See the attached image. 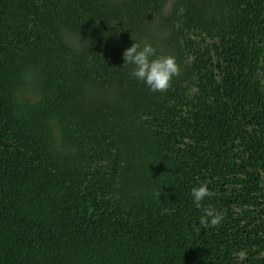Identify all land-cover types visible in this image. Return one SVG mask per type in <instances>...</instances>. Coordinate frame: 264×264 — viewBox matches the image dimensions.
<instances>
[{
	"label": "trees",
	"instance_id": "trees-1",
	"mask_svg": "<svg viewBox=\"0 0 264 264\" xmlns=\"http://www.w3.org/2000/svg\"><path fill=\"white\" fill-rule=\"evenodd\" d=\"M166 1L0 0V264H264V0Z\"/></svg>",
	"mask_w": 264,
	"mask_h": 264
},
{
	"label": "clouds",
	"instance_id": "clouds-1",
	"mask_svg": "<svg viewBox=\"0 0 264 264\" xmlns=\"http://www.w3.org/2000/svg\"><path fill=\"white\" fill-rule=\"evenodd\" d=\"M157 50L149 43L141 47L133 43L126 48L122 54L124 60L123 67L132 65L130 75L137 81L144 83L152 92H167L172 86L174 77L180 75V67L175 57L172 55H157ZM216 193L209 189L208 183H201L191 189L193 203L200 207L205 198H211ZM224 213L217 211L213 207L203 208V214L199 218V223L204 228L219 227L224 219Z\"/></svg>",
	"mask_w": 264,
	"mask_h": 264
},
{
	"label": "rangeland",
	"instance_id": "rangeland-1",
	"mask_svg": "<svg viewBox=\"0 0 264 264\" xmlns=\"http://www.w3.org/2000/svg\"><path fill=\"white\" fill-rule=\"evenodd\" d=\"M169 2H170V0H167V1H166V4H165V6H164V10H166V9L168 8Z\"/></svg>",
	"mask_w": 264,
	"mask_h": 264
}]
</instances>
